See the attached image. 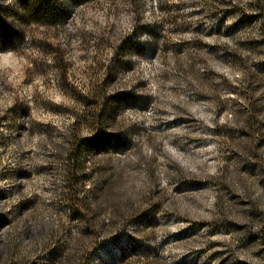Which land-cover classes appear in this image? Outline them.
Segmentation results:
<instances>
[{
	"label": "rangeland",
	"instance_id": "374dc122",
	"mask_svg": "<svg viewBox=\"0 0 264 264\" xmlns=\"http://www.w3.org/2000/svg\"><path fill=\"white\" fill-rule=\"evenodd\" d=\"M262 1L87 0L0 51L2 264H264ZM137 23L158 27L149 57L119 52ZM102 88L101 131L127 147L85 160L71 186L82 95ZM102 183L109 199L74 205Z\"/></svg>",
	"mask_w": 264,
	"mask_h": 264
},
{
	"label": "trees",
	"instance_id": "16d2710c",
	"mask_svg": "<svg viewBox=\"0 0 264 264\" xmlns=\"http://www.w3.org/2000/svg\"><path fill=\"white\" fill-rule=\"evenodd\" d=\"M86 1L87 0H15L13 4L0 5V51L12 50L20 52L26 49L29 43L26 32L28 26L40 25L61 27L70 19L72 6ZM258 1L263 2L262 0ZM159 8H164L162 2L159 3ZM257 19L260 24V29L264 33V13H258ZM157 30L158 27L151 23H137L133 31L121 41L119 52H121L123 56L132 54L149 57L153 55L158 49ZM110 80L111 77L107 75L101 80V85L105 86ZM242 84H244L245 88H248L251 81H245ZM233 88L235 89L236 87L234 86ZM246 94L250 98V102L254 104L256 102L254 95H250V93ZM126 95V92L116 94L114 97L116 99L114 100L115 103L119 106H123L129 101L131 106H136L139 109L146 107V98L137 94H131L130 97ZM82 98H84L85 111L82 115L83 120H79V122H85L89 127L90 134L82 138L75 135L70 141L65 168L68 182L72 183L71 186H73L75 181L83 174L85 160L90 159L92 162V165L90 163L92 166L90 169L92 168L93 171V163H95V158L98 154H106L127 147L126 137L120 135L118 132H115L113 137H108L101 131V125L105 123V116L110 115L113 109V101L103 95V88L95 92L91 91L90 94L82 95ZM255 108L256 110H260L258 106ZM15 113H18V111H15ZM109 120L112 121L113 119L110 118ZM97 190L93 191L91 197L86 195L78 199V203L75 202L74 205L77 206L78 204H82L89 209H93V207H97L105 199L110 198V196H107L105 193L100 195L101 192H107L103 183L99 188L97 186ZM95 249L99 251L101 248H97L96 246L94 247V250ZM4 251L5 246L0 245V264H2ZM87 254L86 251L83 252V255ZM120 254H126L125 249L120 250ZM68 264H71V261H69Z\"/></svg>",
	"mask_w": 264,
	"mask_h": 264
}]
</instances>
